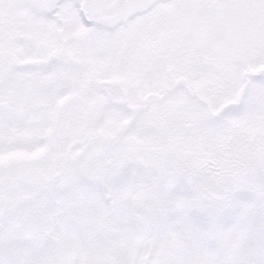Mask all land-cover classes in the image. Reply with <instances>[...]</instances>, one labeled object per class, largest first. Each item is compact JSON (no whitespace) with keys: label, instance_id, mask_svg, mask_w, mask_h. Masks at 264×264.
<instances>
[{"label":"snow or ice","instance_id":"obj_1","mask_svg":"<svg viewBox=\"0 0 264 264\" xmlns=\"http://www.w3.org/2000/svg\"><path fill=\"white\" fill-rule=\"evenodd\" d=\"M0 264H264V0H0Z\"/></svg>","mask_w":264,"mask_h":264},{"label":"rangeland","instance_id":"obj_2","mask_svg":"<svg viewBox=\"0 0 264 264\" xmlns=\"http://www.w3.org/2000/svg\"><path fill=\"white\" fill-rule=\"evenodd\" d=\"M195 15H200L199 13L195 14ZM207 15H215V13H207ZM226 15L230 16L232 19L236 20V21H240V22H246L248 24H251L254 22L256 16H257V12L254 11L253 9H248L246 11H239V10H235L232 11L230 13H227Z\"/></svg>","mask_w":264,"mask_h":264}]
</instances>
